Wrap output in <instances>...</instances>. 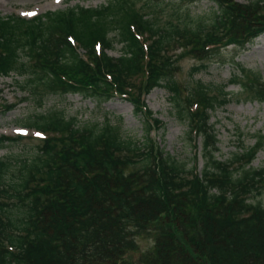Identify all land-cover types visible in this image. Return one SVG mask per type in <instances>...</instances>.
Segmentation results:
<instances>
[{"label":"trees","instance_id":"1","mask_svg":"<svg viewBox=\"0 0 264 264\" xmlns=\"http://www.w3.org/2000/svg\"><path fill=\"white\" fill-rule=\"evenodd\" d=\"M139 1L71 6L30 20L0 16V77H24L21 88L31 94L126 96L145 124L137 143L109 121L80 127L59 112L31 118L27 126L55 137L19 170L0 158V264H264V170L252 168L264 136L222 161L211 123V113L230 104V85L264 103V77L237 64L229 83L213 89L198 82L185 96L176 80L185 53L206 58L208 43L261 35L264 0H210L216 8L208 26L160 25L152 2H145L150 12ZM175 43L184 50L171 56ZM115 45L119 57L108 53ZM140 75L145 94L165 88L189 120L190 138H202L201 171L153 139L163 125L146 108L143 89L137 94ZM21 139L0 136V146ZM140 236L154 245L136 263L128 255Z\"/></svg>","mask_w":264,"mask_h":264},{"label":"rangeland","instance_id":"2","mask_svg":"<svg viewBox=\"0 0 264 264\" xmlns=\"http://www.w3.org/2000/svg\"><path fill=\"white\" fill-rule=\"evenodd\" d=\"M106 1L0 0V16L20 15L32 18L49 11L65 9L68 6L80 5L95 8ZM146 1L152 2L149 6L156 7L160 25L168 22L180 24L202 20L203 25L208 26L216 8L210 0L194 3L180 0H140L138 6H145V11L150 12L152 10L146 7ZM234 1L246 4L255 0ZM245 39L243 43L230 45H227V40L223 39L220 45L210 50H206L204 46L207 52L204 56L206 58L197 57L193 54L194 51L185 53L178 62L176 74L183 96L193 91L195 83L198 82L211 86L213 89L229 83L233 74L237 72V64L243 65L248 71L260 72L264 77V32L258 37ZM173 48L180 49L179 43L173 44ZM179 52L181 50L177 51ZM109 53L116 57L120 56L122 46L116 45ZM195 67H200V71L195 73L193 70ZM143 78L142 87L145 85L146 77ZM24 80V77L15 75L0 77V136L24 135L23 139L17 142L0 146V158L10 161L14 169L19 170L25 162L33 160L45 142L43 140L45 137L41 134L23 130L29 118L41 114L59 112L67 120L75 118L80 127L93 124L102 127L109 121L111 125L120 128L124 139L137 143L143 140L144 118L141 114H137L135 106L127 99L114 96L106 100L85 96L82 93H43L44 91L29 94V90L24 91L20 87ZM227 92L230 93V104L219 107L211 113V123L215 126L219 139V152L216 156L222 161L230 160L243 148H252L260 136H264V103L243 91L240 85L229 86ZM145 101L148 109L153 112V117L163 125L161 129H155L152 134L153 139L171 156L189 166L195 163L199 170H202L203 140L196 136L190 138L189 120L179 115L168 91L165 88H155ZM10 107L13 109L7 112L6 109ZM252 168L264 170V148L257 154ZM262 201L264 204V195ZM137 242L136 251L128 255V259L136 263L140 262L142 255L150 251L154 245V240L150 236H140Z\"/></svg>","mask_w":264,"mask_h":264}]
</instances>
